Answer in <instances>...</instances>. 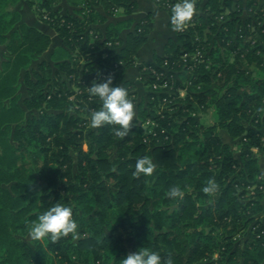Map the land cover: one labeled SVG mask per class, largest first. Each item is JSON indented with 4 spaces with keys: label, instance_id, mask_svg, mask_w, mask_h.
<instances>
[{
    "label": "trees",
    "instance_id": "obj_1",
    "mask_svg": "<svg viewBox=\"0 0 264 264\" xmlns=\"http://www.w3.org/2000/svg\"><path fill=\"white\" fill-rule=\"evenodd\" d=\"M20 1L0 0V264H122L141 247L171 264H264V216L258 215L264 212V171L257 154L264 157V10L253 7L241 20L232 0L203 6L195 0L194 24L175 31L164 54L140 66L145 95L137 97L130 81L120 85L135 106L129 133L121 138L112 125L90 126V113L101 102L87 87L106 80L121 61L111 75L115 86L135 63L149 28L138 24L124 37L128 19L95 28L105 17L94 6L101 4L109 15L119 8L129 14L135 3L84 0L73 16L54 10L52 0L38 1V17L62 46L51 61L33 67L51 39L19 23ZM157 2L167 9L164 0ZM226 9L228 15L218 19ZM196 45L208 52V62L191 69L190 59L182 62L181 56ZM246 65L254 67L252 75ZM151 69L173 75L171 95L153 90ZM20 78L22 103L16 95ZM180 86L184 99L176 92ZM164 97L172 101L163 104ZM198 110L212 121L192 115ZM219 130L235 140V148ZM29 147L42 154L33 168L22 162V149ZM142 157L155 164L149 176L134 174ZM210 180L218 185L212 195L203 191ZM173 185L183 189L182 200L167 196ZM57 202L72 206L78 235L33 240L30 223Z\"/></svg>",
    "mask_w": 264,
    "mask_h": 264
},
{
    "label": "clouds",
    "instance_id": "obj_2",
    "mask_svg": "<svg viewBox=\"0 0 264 264\" xmlns=\"http://www.w3.org/2000/svg\"><path fill=\"white\" fill-rule=\"evenodd\" d=\"M195 12V0H177L170 15L173 30L182 31ZM87 89L90 97L98 98L101 102L99 109L90 113V126L100 128L104 125H112L117 136L126 137L135 118V106L129 98L128 90L123 86H114L111 76L103 82L94 81ZM154 169L155 164L149 158L142 157L135 163L134 174L149 176ZM217 190L218 185L214 180H210L203 188V191L209 195L216 193ZM184 195L183 189L175 185L170 186L167 191V196L174 200H182ZM78 227L72 206L57 202L30 223L29 235L33 240L48 239L55 242L69 234L75 238L78 235ZM121 260L122 264H171L170 258L164 261L158 251L142 247L135 252L128 253Z\"/></svg>",
    "mask_w": 264,
    "mask_h": 264
},
{
    "label": "crops",
    "instance_id": "obj_3",
    "mask_svg": "<svg viewBox=\"0 0 264 264\" xmlns=\"http://www.w3.org/2000/svg\"><path fill=\"white\" fill-rule=\"evenodd\" d=\"M30 1L33 2V4H30ZM38 1L40 0H21L17 8L20 14L19 23L37 27L39 30L49 35L51 39V43L47 50L34 60L36 63L42 60L51 61V55L54 50L62 46V41L56 32L38 17L35 10V4ZM131 1L135 3V7L129 14H125L123 9L119 8L116 13L114 12L109 15L101 4L95 5L94 8L99 14L105 17V21L102 23L97 21L93 24L95 28L104 29L109 24L128 19L131 22L127 27L123 28L122 37H124L128 31L135 30L138 24L141 25L145 23L148 25L149 30L145 36L146 40L136 53L135 63L123 70L115 85L120 86L124 81H130L135 86L137 97L140 98L145 95L144 87L140 82V66L145 63L153 62L155 56H162L165 52V45L169 40H175L176 35L170 23L169 11L160 7L157 0ZM83 2L84 0H52L51 7L60 14H72L76 16L79 14L78 12ZM198 2L199 6H203L207 0H198ZM232 7L238 12L241 20H246L249 17L248 11L252 10L253 7H256L255 11L259 8L264 10V0H232Z\"/></svg>",
    "mask_w": 264,
    "mask_h": 264
},
{
    "label": "built area",
    "instance_id": "obj_4",
    "mask_svg": "<svg viewBox=\"0 0 264 264\" xmlns=\"http://www.w3.org/2000/svg\"><path fill=\"white\" fill-rule=\"evenodd\" d=\"M177 2V0H164L163 4L167 9H172L173 5ZM115 11H117L115 9ZM229 10L226 9L225 11L221 12L220 15L218 16V19L223 20L225 15H228ZM43 18H48V15L45 13L43 15ZM194 19L192 18L190 20V22L186 25V27L182 30V31H177V32H181L184 33L186 31V29L190 26L194 24ZM92 33V32H90ZM196 41H199L198 37H195ZM108 46L112 45L111 42H107L106 43ZM213 47V46H212ZM207 51H203L199 45H196V47L194 48L193 51L191 52H185L182 56H181V60L182 62H186L187 58L190 59L191 64H190V68L192 69L196 64L199 63H205V61L207 60L205 58V55L207 54ZM208 62V60L206 61V63ZM122 64L121 61H119L118 63L114 64V68L113 70L110 71L109 75L111 76L113 73L117 72L120 69V65ZM164 67L167 66V62L165 61L163 63ZM148 70V67H143L142 71L143 73ZM150 70V69H149ZM165 71V70H164ZM151 72L155 75L156 77V81H154L152 83V88L155 91H159L162 90V92H166L167 95H171V90L174 87V81H173V75H170L167 71V73H164L163 71H156L155 69H151ZM181 87V86H180ZM176 89H179L176 88ZM177 92V91H176ZM174 98V97H173ZM172 98V99H173ZM172 100H170V98L168 97H164L163 98V104L169 103ZM252 193V192H251Z\"/></svg>",
    "mask_w": 264,
    "mask_h": 264
},
{
    "label": "rangeland",
    "instance_id": "obj_5",
    "mask_svg": "<svg viewBox=\"0 0 264 264\" xmlns=\"http://www.w3.org/2000/svg\"><path fill=\"white\" fill-rule=\"evenodd\" d=\"M31 66H36V62H32ZM246 69H247V72H249V74L252 75V73L255 72V69L253 66L251 65H246ZM120 70V69H119ZM178 79L180 80L181 84L184 85L186 83V80H185V76L184 74L180 75L178 74ZM144 87V86H143ZM145 89V88H144ZM145 91V90H144ZM177 93H178V97H181V98H185L187 96V91L185 88H183V86L179 87V89H176ZM17 99H18V102L19 103H22L24 97H26V89H25V86L23 85V82H22V78L19 79V84H18V89H17ZM192 115H194L196 118H199L200 121H203L205 123H209L212 121V116L209 112L207 113H203L202 111L200 112L199 110L198 111H195V112H192ZM6 122L7 120H3L2 122ZM219 133H220V137L221 139L226 142V143H229L231 145V147L235 148L234 146V139H231L229 137V135L226 133L225 130H219ZM22 154H23V164L25 167L27 168H33L35 167L37 164H39L41 162V159H42V154L37 150V148H23L22 149ZM258 156H259V165H260V168L262 171H264V157H263V154L262 153H257ZM262 203L264 205V198L262 200ZM258 215L260 216H264V212H261L259 213ZM21 238H25V236H21Z\"/></svg>",
    "mask_w": 264,
    "mask_h": 264
}]
</instances>
